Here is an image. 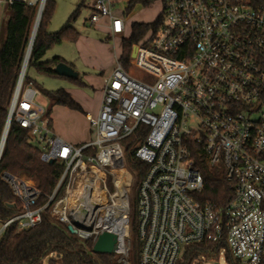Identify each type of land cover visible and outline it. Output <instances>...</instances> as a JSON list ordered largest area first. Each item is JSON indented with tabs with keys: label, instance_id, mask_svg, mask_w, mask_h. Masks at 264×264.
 I'll list each match as a JSON object with an SVG mask.
<instances>
[{
	"label": "built area",
	"instance_id": "1",
	"mask_svg": "<svg viewBox=\"0 0 264 264\" xmlns=\"http://www.w3.org/2000/svg\"><path fill=\"white\" fill-rule=\"evenodd\" d=\"M14 1L38 11L47 2L0 0ZM113 7L95 0L89 21L107 18L116 35L127 19ZM128 63L116 60L99 112L89 117L94 137L79 144L54 131L21 68L8 117L29 131L42 162L64 169L43 205L33 181L4 172L22 209L0 222V240L12 224L19 232L41 224L48 210L83 243L116 234L118 264H132L134 175L124 140L145 132L135 150L147 166L137 190L140 264H179L189 245L203 241H225L242 264H264V0H163L161 25L133 45ZM133 66L154 80L135 77ZM195 153L232 183L226 204L197 201L204 178Z\"/></svg>",
	"mask_w": 264,
	"mask_h": 264
},
{
	"label": "trees",
	"instance_id": "2",
	"mask_svg": "<svg viewBox=\"0 0 264 264\" xmlns=\"http://www.w3.org/2000/svg\"><path fill=\"white\" fill-rule=\"evenodd\" d=\"M152 2L153 0H130L127 10L130 12L136 4L147 6ZM55 5L56 0H47L44 6L27 67L34 66L38 72L59 76L54 68L57 64L66 63V61L60 56H55L50 60H43V58L54 45L63 41L75 42L78 39L80 33L70 24V21L77 19L79 9L58 31L48 32L47 24L53 15ZM6 7L9 11V19L0 41V141L7 122L10 101L38 14L37 8L21 1H14L12 4H7ZM162 21L163 13L151 25L139 22L132 24L131 36L122 40L121 60L126 68L129 65L132 46L142 38L148 27L153 26L154 29H157ZM63 78L73 84L85 86V83L78 77ZM24 82L34 83L28 77L27 72ZM45 95L49 99L47 115L50 117L52 126L51 113L56 105L83 112L81 105L63 88L45 91ZM144 137L145 132H139L124 140L127 164L134 175L132 189L136 192L147 168L146 164L135 156V150ZM31 142L29 131L13 119L0 157V222L2 223L22 209L20 201L2 177L4 172L33 181L41 192L38 202L40 205L47 202L48 196L54 191L63 172L64 165L60 161L42 162L40 149ZM196 158L197 166L201 169L204 178V187L200 193L196 194L197 201L202 204L207 202L219 205L226 204L234 194L232 183L225 178L223 171L209 167L202 156L196 155ZM61 193L62 190L58 196ZM92 248L93 242L91 240L85 243L79 242L78 238L69 233L65 226L57 225L47 210L42 223L33 228L19 232L17 224H12L6 229L0 240V264H43V259L47 255H53L48 264H118L114 253H94V256ZM140 251V238L134 239L131 234L130 259L132 264H140ZM221 251L225 252L226 261L229 264H242L240 260L233 257L225 241L219 245L211 241L189 245L183 262L180 264H201L198 261L205 256L219 254Z\"/></svg>",
	"mask_w": 264,
	"mask_h": 264
},
{
	"label": "rangeland",
	"instance_id": "3",
	"mask_svg": "<svg viewBox=\"0 0 264 264\" xmlns=\"http://www.w3.org/2000/svg\"><path fill=\"white\" fill-rule=\"evenodd\" d=\"M94 1L95 0H56L55 10L47 24V31H58L69 21L74 12L79 9L77 19L70 21V24L81 33V39L77 43L73 41H63L54 45L47 51L43 60H50L55 56L65 58L69 64L74 66L75 72L79 75L82 82L85 83V86L73 84L60 76L38 72L34 66L27 67V75L33 80L39 91L37 101L46 108L49 107V99L46 97L45 91H55L63 88L68 91L85 110L94 111L97 107L104 79L108 76L109 69L114 65L115 53L118 55L121 54L122 39L131 36L132 23L139 22L151 25L157 21L163 8L162 0H153V2L147 6L136 4L130 14L126 16V31L123 34L115 36L114 39H107L104 31L97 30V28H94L88 21L91 16V7ZM113 1L115 10H123L122 4L120 3L121 0ZM6 6V3L0 2V41L9 19V11ZM125 13L127 14V12ZM153 30V26L148 27L139 41H143L149 37ZM130 72L135 77L147 80L148 82L154 80L153 75L142 68L133 66ZM54 107L55 122H58L59 125L69 132L86 136V138H89L88 140L94 137L93 135L91 136V128L83 112L66 109L60 105ZM31 143L38 147L36 142L32 141ZM108 186L110 190L113 189L111 181L108 183ZM130 206L131 234L134 239H139L137 192L133 189L130 195ZM72 235L77 237L75 234ZM79 242L81 241L79 240ZM218 255L219 257L217 258ZM52 256L53 255H47L43 259V264H48ZM182 262L183 260L180 261V263ZM198 262L201 264H229L226 261L224 251H221L219 254L215 253L205 256Z\"/></svg>",
	"mask_w": 264,
	"mask_h": 264
},
{
	"label": "crops",
	"instance_id": "4",
	"mask_svg": "<svg viewBox=\"0 0 264 264\" xmlns=\"http://www.w3.org/2000/svg\"><path fill=\"white\" fill-rule=\"evenodd\" d=\"M112 2H113V4H114V1L113 0H111ZM129 1L130 0H121L120 1V3L122 4V7H123V10H115V8H114V10H113V13L115 14V15H117V16H120V17H126V16H128L129 14H130V12H128V10H127V6H128V4H129ZM162 4H163V0H162ZM115 6V5H114ZM163 7V6H162ZM92 10V9H91ZM127 10V11H126ZM125 12H127V14L125 13ZM163 13V8H162V12H161V14ZM91 14H92V11H91ZM88 21H89V19H88ZM89 23H90V21H89ZM134 23V22H133ZM132 23V24H133ZM94 28H97V30L99 29V30H101V31H104L105 32V34H106V37H107V39H114V37L115 36H117V35H120V34H116V35H112L111 34V30H110V27H109V20L107 19V18H105V19H103V22L102 23H100V24H92V23H90ZM132 26V25H131ZM126 27H127V22H126ZM125 31H126V29H125ZM124 31V32H125ZM123 32V33H124ZM80 33V32H79ZM123 33H121V34H123ZM148 38V37H147ZM80 39H81V33H80V36L78 37V39L75 41L76 43L77 42H79L80 41ZM124 39V38H123ZM122 39V40H123ZM122 43V42H121ZM133 48V47H132ZM121 53H122V44H121ZM121 57V54L120 55H118L117 53H115V58H114V65L109 69V71H108V76H106V78L104 79V84H105V81L107 80V78L110 76V74H111V72H112V70H113V68L115 67V63H116V60L118 59V58H120ZM63 58V57H62ZM64 60H65V58H63ZM66 61V60H65ZM66 64H68L70 67H72L74 70H75V68H74V66L73 65H71V64H69L67 61H66ZM56 67V66H55ZM105 72V71H104ZM77 77L79 78V75L77 74ZM104 84H103V86H104ZM102 98H103V87L101 88V94H100V96H99V99H98V103H97V107H96V109H94V111H90V110H85V108L84 107H82V105H81V107H82V109H83V114H84V116H85V119H86V121L89 123V126H90V128H91V125H90V121H89V117H95V116H97V114H98V112H99V109H100V106H101V102H102ZM61 107H64V106H61ZM66 109H69V108H67V107H65ZM54 110H55V107H53V109H52V113H51V119H52V121H53V129H54V131L59 135V136H61L62 138H64L65 140H67V141H69V142H74V143H77V144H79V143H84V142H87V141H89L88 139L89 138H86V136H84V135H82V134H80V135H78V134H76V133H73V132H69L68 130H66L65 128H63L61 125H59L58 124V122H55V112H54ZM70 110H72V109H70ZM91 130V136L93 135L94 136V132H93V129L91 128L90 129ZM92 139V138H91ZM90 139V140H91Z\"/></svg>",
	"mask_w": 264,
	"mask_h": 264
},
{
	"label": "water",
	"instance_id": "5",
	"mask_svg": "<svg viewBox=\"0 0 264 264\" xmlns=\"http://www.w3.org/2000/svg\"><path fill=\"white\" fill-rule=\"evenodd\" d=\"M39 14V11H38ZM37 14V16H38ZM34 28L32 30V34H31V39H30V43L26 52V56L22 65V70L23 68H25L27 66V60L30 57V52L32 49V45L34 42ZM134 55V53H133ZM54 71L59 75V76H63V77H73L76 78L77 77V73L75 72V70L70 67L68 64L61 62L59 64L56 65V67L54 68ZM22 75V74H21ZM21 77V76H20ZM11 123V119L8 117L7 118V122L3 131V135H2V139L0 141V157L2 154V150H3V146H4V142L6 140L7 137V133L9 130V126ZM53 161H51L52 163ZM68 230L74 234L75 230L72 228V226H68ZM117 243V235L111 232H103L101 233L96 242L93 245V253H99V254H113L115 251V245Z\"/></svg>",
	"mask_w": 264,
	"mask_h": 264
},
{
	"label": "bare ground",
	"instance_id": "6",
	"mask_svg": "<svg viewBox=\"0 0 264 264\" xmlns=\"http://www.w3.org/2000/svg\"><path fill=\"white\" fill-rule=\"evenodd\" d=\"M43 9H44V8H41V9L39 10V14H38V16H37V18H36V20H35V23H34V27H33V28H34V35H35V36H36V33H37V31H38V28H39L40 20H41L42 14H43ZM28 61H29V58H28L26 64H28Z\"/></svg>",
	"mask_w": 264,
	"mask_h": 264
}]
</instances>
